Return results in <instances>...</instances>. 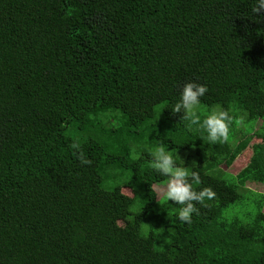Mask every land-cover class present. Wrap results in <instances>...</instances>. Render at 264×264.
Returning <instances> with one entry per match:
<instances>
[{
	"label": "trees",
	"instance_id": "trees-1",
	"mask_svg": "<svg viewBox=\"0 0 264 264\" xmlns=\"http://www.w3.org/2000/svg\"><path fill=\"white\" fill-rule=\"evenodd\" d=\"M256 2L0 0V264H264V197L246 187H264ZM189 82L209 90L201 123L217 105L244 117L227 143L173 114ZM159 143L216 193L190 224L156 199ZM242 198L248 220L223 217Z\"/></svg>",
	"mask_w": 264,
	"mask_h": 264
},
{
	"label": "clouds",
	"instance_id": "clouds-1",
	"mask_svg": "<svg viewBox=\"0 0 264 264\" xmlns=\"http://www.w3.org/2000/svg\"><path fill=\"white\" fill-rule=\"evenodd\" d=\"M252 11L260 16L261 20H264V0H257ZM208 91V88L204 85L194 82L186 83L180 101L174 105L172 112L173 114L183 113V120L189 121L191 125H199L201 129L207 132L209 142L213 144L227 143L230 137L231 125L233 122L237 125H243L245 123L244 117L236 119L229 115L227 110L217 105L201 123L198 109L201 97ZM71 148L82 165L90 166L92 164V161L85 157L78 141L73 142ZM151 157L150 167L158 174L168 177L166 185L160 189L163 198L168 202L171 201L176 205H180L178 211L179 222L190 224L193 214L199 215L197 205L208 207L206 200L215 199L216 193L210 187H205L199 191L194 190L193 184L202 183L199 173L196 171L190 172V168L184 166V161L178 155L174 159L172 152L163 143H159L158 146L152 149ZM132 158L140 159V156L134 154ZM176 159H179L183 166L177 165ZM195 166V163H193L192 167ZM146 226L151 227L150 225Z\"/></svg>",
	"mask_w": 264,
	"mask_h": 264
},
{
	"label": "rangeland",
	"instance_id": "rangeland-1",
	"mask_svg": "<svg viewBox=\"0 0 264 264\" xmlns=\"http://www.w3.org/2000/svg\"><path fill=\"white\" fill-rule=\"evenodd\" d=\"M214 107H212V109ZM206 109H207L206 107L203 108V110H206ZM256 142H258V141L255 138H253L251 140V142L248 144L247 150H249L251 145L253 143H256ZM188 152H190V154H191V151H188ZM186 154L187 153L183 152V151H176L172 155H173L174 158H176V155H178L185 163V155ZM248 155H250V151H247L246 154L239 155L235 159V161L233 162V164L231 166H229V167L220 166L219 167L220 171L223 172V173H226V174L234 175L239 169H241L245 165V163L247 162V159H248ZM191 158H192V162H193L194 159H193L192 155H191ZM187 162L190 163V159H188ZM166 183H162V184H159V185H153L152 186V188H153V190L155 192L156 199L159 200V201L165 200L163 198L161 192H160V189H162L166 185ZM246 187L248 189L252 190V191H256V192L262 193L263 197H264V187L263 186H259V185H255V184H249L248 183V184H246ZM121 192L124 195H126L128 197H131V192L128 189L122 188ZM245 197H246V195H245ZM249 204L250 203H248V201L245 198H242V200L239 203L234 204V205L229 206L228 208H226L224 210V212H223V217H233V216H235V217H237L240 220L246 221V220H248V212L250 210V205ZM131 211H133L132 207H131ZM262 212L264 213V205L262 207ZM144 225H145V223L143 222L142 225H141V228H142L143 231L146 230V226H144ZM158 227H154V229L155 230H159L160 228H158ZM157 236H158V234H157ZM157 239H159V238H157ZM156 242H157L156 245L160 246L161 242H159L158 240Z\"/></svg>",
	"mask_w": 264,
	"mask_h": 264
}]
</instances>
